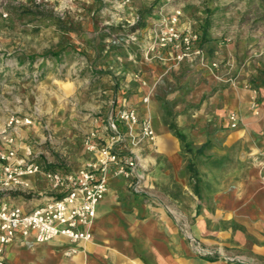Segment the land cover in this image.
I'll use <instances>...</instances> for the list:
<instances>
[{
  "label": "crops",
  "instance_id": "obj_1",
  "mask_svg": "<svg viewBox=\"0 0 264 264\" xmlns=\"http://www.w3.org/2000/svg\"><path fill=\"white\" fill-rule=\"evenodd\" d=\"M152 27L138 31L137 41L127 46L132 69L113 108L116 113L136 109L155 131V142L136 152L142 188L137 189L136 174L109 175L91 240L60 236L40 243L34 233L20 236L7 246V264H242L228 256L264 264V99L256 111L253 93L243 83L233 87L219 80L226 73L210 65L217 58L208 53L201 33L193 50H200L204 61L179 59L183 48L157 45L149 51ZM169 110L179 117L166 120ZM231 114L238 118L236 128ZM172 123L190 151L171 130ZM92 133L102 143L100 130ZM216 137L226 139V149L241 148V156L225 153L205 163L193 158L209 154ZM32 181L36 189L48 182L41 175ZM36 189L33 196L42 194ZM25 195L12 198L25 210L43 200L33 204Z\"/></svg>",
  "mask_w": 264,
  "mask_h": 264
},
{
  "label": "rangeland",
  "instance_id": "obj_2",
  "mask_svg": "<svg viewBox=\"0 0 264 264\" xmlns=\"http://www.w3.org/2000/svg\"><path fill=\"white\" fill-rule=\"evenodd\" d=\"M122 1L0 0V137L10 117L29 119L31 124L9 132L15 145L23 152L30 148L45 169L73 173L96 160L85 141L95 130L103 144L113 136L108 121L116 115L117 92L132 69L129 42L175 10L181 12L182 31L202 34L208 53L217 58L210 65L226 73L219 80L233 87L243 83L259 110L264 99V0H129L121 6ZM49 51L58 56L45 57ZM202 54L197 57L203 60ZM165 114L169 121L180 115L173 110ZM144 121L139 116L132 131L118 123L125 138L117 151L136 162L137 150L155 142L143 136ZM211 141L209 154L193 156L199 163L225 153L241 156V148L226 149L225 138ZM36 191L42 194L25 199L36 204L56 195L48 182H39Z\"/></svg>",
  "mask_w": 264,
  "mask_h": 264
},
{
  "label": "built area",
  "instance_id": "obj_3",
  "mask_svg": "<svg viewBox=\"0 0 264 264\" xmlns=\"http://www.w3.org/2000/svg\"><path fill=\"white\" fill-rule=\"evenodd\" d=\"M128 2L129 0H123L121 4ZM180 14L179 10H175V13L152 28L153 37L148 46L149 51L155 50L159 45L183 48L179 59L201 55L200 50H193V44L199 41L200 34L182 31L178 26ZM4 16L8 17V13L5 12ZM213 66H217V63ZM229 118L232 127H237V116L231 114ZM118 123L128 125L132 131L133 126L139 123L138 112L134 108L125 107L111 117L108 127L113 136L104 144L96 142L97 135L91 133L85 142L87 150L96 155V160L89 162L78 172L64 173L45 169L32 157L30 148L21 151L9 131L31 122L17 116L9 118L3 131L5 135L0 137V264H7V246L18 237H27L31 233L35 234L40 243L60 236L73 242L91 240L98 205L109 189V175L130 178L136 174L137 189L142 188L144 177L136 173L138 165L135 159L117 151V144L125 138ZM142 134L145 138L155 140L156 134L149 120L144 121ZM37 175L43 176L50 183L56 195L43 198L39 205L30 210L14 204L12 198L16 195L35 193L32 177ZM227 259L248 264L241 256H228Z\"/></svg>",
  "mask_w": 264,
  "mask_h": 264
},
{
  "label": "trees",
  "instance_id": "obj_4",
  "mask_svg": "<svg viewBox=\"0 0 264 264\" xmlns=\"http://www.w3.org/2000/svg\"><path fill=\"white\" fill-rule=\"evenodd\" d=\"M49 55H50V56H55V57H57V56H58V53L49 51V52H47L46 55H44V56L46 57V56H49ZM170 128H171V130L175 133V135H176V136H177V137L183 142V144H184V146L186 147V149H187L188 151H190V150H191V149H189L190 144L187 143L185 135L182 134V133H180V132L178 131L176 124H175V123H172V124L170 125ZM205 146H206V145H203L200 149H198V152H199V153H202L203 150H204L203 148H205ZM189 166H190L191 169L194 168L193 165H192V163H190ZM28 196H33V195H32V194H28Z\"/></svg>",
  "mask_w": 264,
  "mask_h": 264
}]
</instances>
